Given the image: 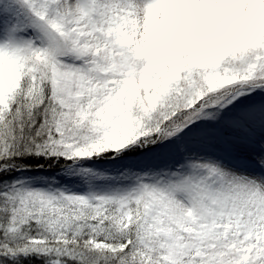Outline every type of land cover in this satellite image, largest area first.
<instances>
[{
  "label": "snow or ice",
  "instance_id": "obj_1",
  "mask_svg": "<svg viewBox=\"0 0 264 264\" xmlns=\"http://www.w3.org/2000/svg\"><path fill=\"white\" fill-rule=\"evenodd\" d=\"M0 264H264V0H0Z\"/></svg>",
  "mask_w": 264,
  "mask_h": 264
}]
</instances>
